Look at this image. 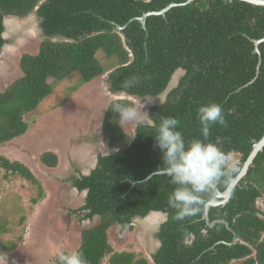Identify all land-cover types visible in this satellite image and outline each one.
<instances>
[{"label": "trees", "instance_id": "16d2710c", "mask_svg": "<svg viewBox=\"0 0 264 264\" xmlns=\"http://www.w3.org/2000/svg\"><path fill=\"white\" fill-rule=\"evenodd\" d=\"M186 1L0 0V49L6 42L5 16L24 18L35 12L44 37L35 54H21L22 76L0 89V146L25 134V115L54 84L73 73L87 83L110 69L111 92L144 97L162 94L176 71L182 70L178 83L162 103L149 109V115L157 124L160 116L176 117L179 130L190 141L203 138L197 108L219 104L226 126H213L209 140L237 159L234 178L253 143L264 135V41L258 44L259 53L253 42L264 38V6L241 0ZM170 3L175 5L163 14L147 16L142 27L138 17ZM116 24L123 28L117 30ZM98 51L104 61L97 57ZM132 77L139 83L125 87ZM117 104L134 108L132 100L116 98L105 109L102 141L116 151L98 153L87 174L71 179L73 187L86 191L78 210L85 218H99L80 233L76 251L87 264H102L104 259L106 264H149L133 251H115L108 230L115 224L132 229L135 217L152 211L167 214L156 232L160 244L151 254L154 264H264V208L257 203L264 197V146L231 190L228 202L209 208V221L222 220L228 226L224 222L208 226L202 217L204 205L217 199L211 187L200 210L177 221L167 203L173 187L168 178L153 174L143 180L163 166L155 129L135 126L132 136L120 124L113 109ZM39 160L53 168L58 156L45 151ZM0 169L37 187L33 203L43 196L42 185L25 164L0 155ZM216 186L220 191L226 188ZM0 230H5L4 223Z\"/></svg>", "mask_w": 264, "mask_h": 264}, {"label": "rangeland", "instance_id": "374dc122", "mask_svg": "<svg viewBox=\"0 0 264 264\" xmlns=\"http://www.w3.org/2000/svg\"><path fill=\"white\" fill-rule=\"evenodd\" d=\"M5 20L6 42L0 49L2 90L22 76L21 54H35L44 38L35 12L24 18L7 16ZM101 54L98 51L97 57L104 61ZM109 71L87 83L73 73L54 84L52 91L25 115V134L1 144L0 155L25 164L42 185L43 196L33 203L37 187L0 169V223L5 229L0 230V264H55L59 252L76 250L81 231L99 221L98 216L85 218L78 210L85 193L73 187L71 179L87 174L98 153L112 151L103 143L100 131L108 103L120 98L119 93L109 90ZM163 99V93L130 98L138 113H148ZM120 124L134 136L135 121L121 120ZM45 151L57 154L55 167L40 162L39 156ZM257 203L264 208V197ZM162 220L161 214L153 213L135 217L132 229L115 224L108 230V240L115 251H133L154 264L151 254L159 244L154 234Z\"/></svg>", "mask_w": 264, "mask_h": 264}, {"label": "clouds", "instance_id": "9594fccd", "mask_svg": "<svg viewBox=\"0 0 264 264\" xmlns=\"http://www.w3.org/2000/svg\"><path fill=\"white\" fill-rule=\"evenodd\" d=\"M136 83H139V78L132 77L124 82V86L131 87ZM113 109L119 113L122 121H135L138 128L155 129V147L161 151L163 162L157 173L166 176L173 186L167 203L175 210V220L183 221L195 215L206 203L205 197L210 198V185L232 186L236 162L230 154L209 140L213 126H226L219 104H202L197 108L196 119L203 138L190 141L185 140L183 132L179 130L180 120L174 116H160L157 124L148 113H138L135 108L117 104ZM56 260L58 264H87L83 254L76 250L67 253L61 251Z\"/></svg>", "mask_w": 264, "mask_h": 264}, {"label": "water", "instance_id": "95a60500", "mask_svg": "<svg viewBox=\"0 0 264 264\" xmlns=\"http://www.w3.org/2000/svg\"><path fill=\"white\" fill-rule=\"evenodd\" d=\"M192 0H187L186 2H190ZM241 1H245L247 3H250V4H254V5H263L264 6V0H241ZM175 3H170L168 4L166 7H164L163 9H160L158 11H148V12H145L142 14V16L138 17L137 19L140 21L142 27L145 28V19L147 16L149 15H154V14H163L165 11H167L170 7L174 6ZM37 8V7H36ZM7 16L4 17V20H3V24H4V27H5V23H6V18ZM19 18V17H18ZM123 27L116 24V29L117 30H121ZM5 31V30H4ZM4 31L2 33V37L5 38V34H4ZM261 41H264V38H261V39H258V40H253L254 42V45H255V52L256 53H259V50H258V44L261 42ZM174 85V80H171V82L168 84V87L165 89V91L163 92V95L164 97L166 96V93L168 92V90L170 88H172ZM116 93H119L117 95H120V98H132V97H135L134 95H130L128 94L127 92L125 91H118ZM157 96V95H156ZM137 97V96H136ZM151 97H155V96H151ZM119 98V97H118ZM264 146V135L258 140V141H255L253 143V147H252V150L251 152L249 153L248 157L246 158V160L244 161L242 167H241V170L239 171V173L234 177L232 178L231 180V187H227L225 188L223 191H220L216 184H213V185H210V187L212 188L213 192H214V195L215 197L217 198L216 200H210L208 201L205 205H204V211H203V214H202V217L203 219H205L206 223L208 224V226H213L215 224V222H224L226 226H228L227 222L225 221H222V220H216V221H209V217H208V212H209V208L210 206H216V205H224L228 202L229 200V197H230V193H231V190L233 189V187L235 185L238 184L239 180L241 179L242 176L245 175L248 167L251 165L252 161H253V158L255 157L256 153L261 150ZM116 150H112L111 152H114ZM157 171L149 174L147 177H145L143 180H147L149 179L153 174H159L157 173ZM84 193L86 192L85 190H83ZM153 213H156V214H161L163 216V220L162 222L167 218V214L164 213V212H160V211H152V212H149V214H153ZM148 214V215H149ZM147 215V216H148ZM146 217V216H145ZM142 218V217H140ZM144 218V217H143ZM236 240V238L234 239Z\"/></svg>", "mask_w": 264, "mask_h": 264}, {"label": "flooded vegetation", "instance_id": "af4514ba", "mask_svg": "<svg viewBox=\"0 0 264 264\" xmlns=\"http://www.w3.org/2000/svg\"><path fill=\"white\" fill-rule=\"evenodd\" d=\"M182 74H183V71L182 70H179V73H178V76L174 79V85H172V86H175L177 83H178V80L180 79V77L182 76ZM173 78V77H172ZM172 80V79H171ZM110 87V86H109ZM139 97V96H138ZM144 97H151V96H149V95H147V96H144ZM144 97H140V98H144ZM166 97V96H165ZM165 97H164V99H163V101L165 100ZM162 101V102H163ZM161 102V103H162ZM154 106V105H153ZM152 107V106H151ZM150 107V108H151ZM148 114H149V110H148ZM162 223V222H161ZM161 223H160V225H161ZM159 225V226H160ZM159 226L157 227V230H156V232L158 231V228H159ZM156 232H155V234H154V236L156 237ZM156 239L158 240V238L156 237ZM158 242H159V244H160V241L158 240ZM159 244H158V246H157V248L159 247ZM156 248V249H157ZM156 251V250H155Z\"/></svg>", "mask_w": 264, "mask_h": 264}, {"label": "bare ground", "instance_id": "6f19581e", "mask_svg": "<svg viewBox=\"0 0 264 264\" xmlns=\"http://www.w3.org/2000/svg\"><path fill=\"white\" fill-rule=\"evenodd\" d=\"M162 218H163V216H162Z\"/></svg>", "mask_w": 264, "mask_h": 264}, {"label": "crops", "instance_id": "0c3cea01", "mask_svg": "<svg viewBox=\"0 0 264 264\" xmlns=\"http://www.w3.org/2000/svg\"><path fill=\"white\" fill-rule=\"evenodd\" d=\"M108 79V78H107Z\"/></svg>", "mask_w": 264, "mask_h": 264}]
</instances>
